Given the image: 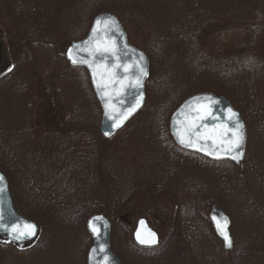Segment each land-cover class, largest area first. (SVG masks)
I'll return each instance as SVG.
<instances>
[{
  "label": "rangeland",
  "instance_id": "obj_1",
  "mask_svg": "<svg viewBox=\"0 0 264 264\" xmlns=\"http://www.w3.org/2000/svg\"><path fill=\"white\" fill-rule=\"evenodd\" d=\"M40 1L42 6L47 5L51 8H55L54 5L66 6L62 10L64 16L72 18L80 15L83 19L91 16L93 10H103L102 8L105 7L115 8L129 16L133 15L137 7H140V10L145 8L149 10L148 3L141 0H80L79 13L74 5H69V0H54V2L0 0V43L2 45L0 72L12 67V51L16 50V36L18 32L21 34L27 30L28 20L23 9L33 7ZM195 1H199L198 8L201 16L198 17L202 21L200 23H203L205 28L207 27L205 30L209 28L202 38L197 57L189 56L190 58L179 59L180 57L173 53L171 58L175 62H172L170 57H165L162 50L158 49L149 37H135L136 40L133 41V44L139 47L144 42L152 45L149 51L151 60H149L148 78L151 86L145 87V103L149 104L146 111L149 112L150 104L164 98L162 101L171 103L168 105L169 111L167 112L170 117L181 102L189 97L188 95L207 92L222 96L240 113L248 132L245 148L248 160L245 162V167L249 162L256 164L258 156H264L262 154L264 148L256 136L258 130L261 137L264 134V29L256 28V31L249 29L245 32V29H239L237 31L235 21L246 18V15H249L253 22L259 21L261 17L264 21L263 0H242L236 4L229 1L225 4L222 0H192L191 2ZM61 21L60 23L55 19L53 21L55 23L48 22L50 30L51 28L56 29L58 33H61V28H65L63 17ZM213 28L214 33L210 35ZM245 35V39L249 41L246 43L252 46V51L248 56L251 57L252 66L242 73L243 70L240 68L243 65L246 68V62L245 60L239 64L236 62L237 56L235 55L238 52L236 42L237 39L241 41ZM68 45L39 48L32 54L27 53L24 62L31 66H25L26 68L20 74L24 83L15 85L13 89H0V130L4 132V135H0V172L8 180L15 210L25 219L35 222L39 226V235L42 236V239L35 244L36 249L29 253L16 256L11 249L2 248L3 252H0V256L4 254L6 264H86V254L92 241L86 235L85 224L92 216L88 215L92 206L90 207L88 202L78 206L75 200L86 198L85 193H81L82 189L67 187V183L81 182L83 179H64L65 175L59 173L58 169L62 166V157H66L71 171L79 168L84 170L86 167V173L94 174L96 167L93 158L84 160L85 165H82V158H78L77 154L80 152L79 147L74 143V139L76 140L80 134L86 136V141H88L89 136L91 137L90 131L85 130L87 129L85 127L79 130L76 124L70 123L71 118H76L75 121L79 120L80 125H85V123H90L91 119L93 120V116L86 111L75 115L72 112L73 107L66 109L65 104L73 101V90L68 91L73 81L60 82L58 79V76L66 74L68 69V63L63 56ZM203 56L205 60L211 58V63L204 62V67L212 64V72H208L209 75L201 74L197 76L198 80L192 79L190 82L186 76H190L194 69L200 68V63L195 65V59L201 61ZM177 61L178 64H176ZM164 72L166 77L159 81ZM178 72H183L182 82L176 81L174 77V73L177 77L179 76ZM241 73L243 76L246 75L242 78L245 86L254 87L251 97L262 106V110L254 108L252 100L248 104L249 101L236 88L240 84ZM153 80L159 82L154 85ZM21 86H23L20 92L21 97L13 96L12 91H15L17 87L20 90ZM100 116L101 113L98 127ZM146 116L148 117L147 124H155L163 118V116L160 117L159 112L152 113V110ZM35 119L44 125L43 129L46 127L47 129L41 131L42 136L30 137L28 131L33 130ZM144 120V118H137L135 124L144 125L146 123ZM70 125H75L74 127L79 130L75 135H65L66 137L57 135L62 129L69 130ZM129 128L127 124L122 130L126 132ZM50 129L57 133L50 132ZM138 131L129 130L126 133L132 138L137 135L133 138L134 142L140 141V144L137 142L131 147L135 150L132 152L135 154L133 160L127 158L124 148L126 144L125 146L114 144L112 139L109 142L110 146L119 145L116 147L119 152L106 149V153H115L119 156L117 162L119 171L116 174L112 173L117 178H113L114 176L112 177L103 169L107 193L115 200L132 199L135 203L133 207H140L137 211H127L128 213L124 214L119 221L109 219L111 222L110 248L114 255L121 264H227L231 255H233L231 260L233 262L235 259L234 246L237 245V250L242 252L251 244L253 236L260 235L262 228L244 219L238 207L240 205L237 200L240 197L232 193L237 183L236 179H250L249 174L245 171L238 178L235 177V169L225 162L213 165L203 163L183 153L175 156L173 151L175 149L157 144L154 141V135L147 133L139 135L142 130ZM23 133L28 134L26 140L18 136ZM249 133L254 138H250ZM119 136L116 135L114 141ZM132 143L131 141L130 144ZM12 144L15 147H12ZM69 144L72 145L65 148ZM18 149L21 150L22 155L16 153ZM97 153H99L98 150ZM144 156H147L146 161L143 160ZM259 163L264 164V159H259ZM12 164L16 170L22 167L23 172L12 170L10 167ZM24 177L28 179H23ZM85 180L97 183V179ZM120 181H123L121 182L124 185L122 188L115 186ZM131 183H134L132 186L135 187L132 188ZM235 192L237 193L238 190L235 189ZM245 192L247 193V190ZM194 195H196L195 198ZM204 195L214 202L205 210L201 206ZM172 197L176 198L177 205H170L172 203L168 199ZM155 199H159L156 209L154 206H148V208L157 214L153 220L147 218V221L158 232L160 244L156 251L148 253L146 250H139L133 244L132 235L136 221L142 217L137 214L142 211L141 208H144L141 206H146L148 200L154 201ZM217 199H220V202ZM228 199L231 200L229 206L234 210L233 216L229 215L233 243L230 253L225 254L221 243L213 237L211 230L204 223L203 217H207L212 205L216 204L222 208L221 202L227 203ZM200 200L202 202H199ZM232 203L237 206L232 207ZM114 204L115 202L112 203V207ZM225 213L228 214L226 211ZM83 217H85V223H81ZM188 218L198 225L185 226L184 221ZM253 252L250 256H245L247 258L244 264H264V247L259 253Z\"/></svg>",
  "mask_w": 264,
  "mask_h": 264
},
{
  "label": "trees",
  "instance_id": "obj_2",
  "mask_svg": "<svg viewBox=\"0 0 264 264\" xmlns=\"http://www.w3.org/2000/svg\"><path fill=\"white\" fill-rule=\"evenodd\" d=\"M46 1L54 2V0H46ZM141 1L148 3L149 6L147 7L149 8V10L146 8L144 10H140L141 8L137 7L133 15L131 16H129L128 14L124 15L115 8L105 7V8H102L103 10H98V9L93 10V13L91 14V16L87 17L86 19H83L80 15H75L74 17L71 18L68 16H64L63 15L64 12L62 13V10L66 6L54 5L55 8H51L50 6H47V5L42 6L41 1L38 2L36 5H34L33 7L31 6V7L23 9L24 15L26 16L28 20L27 30L21 34L18 32L16 36V39H17L16 40V50L12 51L13 52L12 67L7 68L0 75V89L1 88H12L13 89L15 88V85L18 86L21 83H24V81L20 77V74L26 68L25 66H31V65H27L28 63L24 62L25 61L24 57L25 55H27V53L32 54L34 50L39 49V48H56L60 46H65L67 44H70L71 42L79 41L83 39L84 36L86 35V32L88 31L90 27V24L93 18L97 16L98 14H101V12H107V13L114 15L119 20V22L122 24V27L124 28L127 34L128 41L135 47L143 50L147 54L149 60H151L149 57L150 56L149 51L152 45L149 44L148 42H144V44H142L140 47L133 44L134 39L136 40L137 37H141V38L149 37V39L153 41L155 46L158 49L162 50V53L165 55V57H170L172 62H175L171 58L173 53L174 55H177L178 57H180L179 59L184 58V57L190 58L189 56L197 57L196 54L198 53V49H200V45L202 44V38H204L205 33L208 32V29H209L208 28L207 30H205L207 27L205 28L203 23H200L202 21L198 17V16H201L200 10L198 8L199 1H195V2H191L192 0H141ZM228 1L236 4L238 2H241L242 0H222V2L225 4L226 2L228 3ZM69 3H70L69 4L70 6L74 5V8L79 13L78 3H80V0H69ZM263 5H264V0H263ZM246 16H247L246 18L243 17L244 19L242 18V19L235 21L237 31H239V29L241 30L245 29L244 32L249 29H253L255 31H256V28L260 30L264 29V21L262 17L261 19L259 18V21L256 20L255 22H253L249 15H246ZM62 17L65 20V22L63 23V25H65V28L64 29H62L63 27L61 28V33H58V30L56 29L51 28L50 30L48 22L51 24L55 23L53 21L56 19V20H59L61 23ZM31 18H33L32 21H31ZM58 26L59 25H57V27ZM213 30L214 28L212 29L210 35H213L214 33ZM245 38H246V35L244 36L243 39H241V41L237 39V42H236L237 43L236 50L238 51L237 55H235L237 56L236 62L238 64L241 63L243 60H245L246 62V68H245V65L241 66L240 68V70H243L242 73L245 70H247L249 66H252L251 57H248L249 52L252 51V46L246 43L249 41ZM195 60H196L195 65L200 63L201 69L198 67V69H196L197 71L194 69L192 71V74H190V76H186V78L190 80V82L192 81V79L194 81L198 80L196 78L197 76L201 74L209 75L210 73L208 72H212V69H211L212 64L204 67V62L211 63V58L210 59L208 58L205 60L203 56L201 61L197 59ZM176 64H178V61ZM253 67L255 69L256 65ZM242 73L240 75V84H238L236 88L238 89L240 93L244 95L245 99L249 101L247 102L248 104H250V101L252 100L253 101L252 103L254 104V108L258 110H262V106L258 105L256 101L254 100V98L251 97L253 93L252 88L254 87L248 86L249 87L248 88L247 86H245V82H243L242 78L243 77L245 78L246 75L243 76ZM178 74L179 76L177 77L176 73H174V77L176 81L182 82L183 72H178ZM165 77H166V74L164 72L163 74H161L159 81H162V79H164ZM58 79L60 82H66L70 80L73 81L68 87V91L70 89L73 90V93H74L72 97L73 101H68V103L66 104L64 103L66 105V109L69 110V108L72 109L73 107L72 112L75 115H80L82 112L86 111L89 114L91 113L93 116V120L91 119V122L85 123V125H80L81 122H79V120L75 121L76 118H71L70 119L71 121L70 120H66V121H70V123L73 122L74 124H76L77 125L76 127L79 130L85 127L87 128L85 130L90 131L91 137L89 136L88 141H86L87 140L86 136H82L80 134V136L77 137L76 140L74 139V143H76L75 146L79 147L78 151L80 152H78L77 154H78V158L79 157L82 158L81 160V163H83L82 165H85L84 160L86 159L90 160L93 158L95 160V164L93 163L94 166H96L94 168V171H95L94 174L92 172L86 173V170H87L86 167H84L85 168L84 170L79 168L76 171H71L68 166L66 157H62V166L58 167L60 171L59 173H62L63 175H65L64 179H72V180L73 179L75 180L83 179V181L81 182L67 183V187L71 189H76V188L82 189L81 193L84 192L86 195V198L84 197L77 198L75 202L78 203V206H81V204L84 205L85 203L88 202L90 204V207L92 206L91 212L88 215L91 216L94 214H103L109 219L110 218L113 220L117 219L116 221H119L120 218H122L124 214L128 213L127 211L129 210L137 211L140 208V207L138 208L133 207L135 206V203L132 202V199L131 200L123 199L122 201L115 200L114 197H112L109 193H107L106 182L104 181L105 178L103 177V169H105V171L108 172L112 177L114 176L112 173L116 174L119 171L118 163H117L119 156L115 155V153L108 154L106 153L107 150L111 149V150H116L119 152V150H117L116 147L119 145L125 146L126 144L124 148L126 150L125 152L127 153V158L129 160L134 159L135 154L132 152H135V150L134 148H131V147L134 146L133 145L134 143L138 142L140 144V141H138L137 139H136L137 142L133 141V138H136L137 135H134L133 138L132 136L126 135V133L129 130H132V131L139 130L138 132L142 130V133H140L139 135L143 133L154 135L155 136L154 141L157 144H161L163 146L167 145L171 149H175L176 151L173 150L174 153L176 154L175 156H180L179 153H183L191 157H194L203 163H208V164H213V165L222 164V162L210 161L208 159L200 157L199 155L182 151L176 147V145L173 143L168 133L169 114L167 112L169 111L168 105H170L171 103L168 104L166 101H162V99L164 98H162L159 102L153 103L152 105L150 104V107H149L150 110H152V113L159 112L160 117L163 116V118L161 120H158L157 123L147 124L146 120L148 117L146 115L150 113V110L149 112L146 111L149 104L145 103V106L141 110V112L128 124V127L130 128L127 129L126 132L124 130H121L116 134V135H120L119 138L116 139V141H114L116 135L110 139H104L98 131V122H99L98 120H99V115H100V109L92 93L86 71L82 68L71 67L68 65L66 74L63 73L62 75H59ZM159 81L153 80L154 85L158 83ZM149 86L151 85L149 84V81H148L146 84V88ZM17 88L15 91H12L13 96L19 95V97H21L20 92L22 91L23 86H21L20 90ZM21 99L22 98H20V100ZM137 118H144L145 119L144 121L146 123L144 125H141L140 123L136 122L138 123V125H136L135 120ZM33 126H34L33 130L31 129L28 131L30 137H37L38 135L42 136L41 133L43 132L41 131L42 130L45 131L47 129V127L43 129L44 125H42L36 119L34 120ZM74 126L70 125L69 130L62 129L58 133L55 132V130L53 129H50L49 131L53 133H57V135L60 134L62 136L70 135V134L75 135L76 132L79 130H77L76 127ZM34 129H35V132H34ZM258 132L260 131L259 130L257 131L256 136L258 137V140L261 142L262 148H264V134L261 137L260 136L261 133H258ZM0 135H4V132L1 130H0ZM27 135L28 134L23 133L18 136L26 140ZM250 138H254V137L251 136L250 134ZM112 139H113L114 144H119V145L110 146L109 142L112 141ZM131 141L133 142L132 144H130ZM10 145H11V142H10ZM71 145L72 144H69L65 148L67 147L69 148ZM80 145L82 147H80ZM13 146L14 145L12 144V147ZM97 150L99 151V153H97ZM11 151L13 153V150ZM16 153H18L19 155L23 154L20 149H18ZM262 154L264 155V153ZM146 159H147V156H144L143 160L146 161ZM259 159L263 160L264 156L263 157L258 156V162H255L256 164L249 162V164L247 163L245 167V162L246 160H248V154L245 153L243 161L238 166L232 163H229L227 161L225 162L229 165V167L235 169V173H236L235 177L242 176L241 173L245 171L249 174L250 179H236L237 183L234 185L235 188H233L234 192L232 193H234L235 196L240 197L239 200H237L238 204L240 205L238 207L240 208L242 214L244 215V219L253 222L255 226H259V227L262 226L260 235L253 236L251 239L252 240L251 244L247 246L242 252L237 250V245L234 246L235 247L234 249L235 259L233 262H231L233 258V255H231L230 259L227 261V264H244L245 258H247L245 256L247 255L250 256V254L253 251H254L253 253H259L260 250L264 247V167H263L264 164L259 163ZM10 167L12 170L14 171L16 170L13 164L10 165ZM23 169L25 170L24 167ZM6 171H7V166H6ZM16 171L23 172L22 167H20ZM113 178H117V177L114 176ZM23 179H28V178L24 177ZM85 179H97L96 180L97 183L94 184V181L88 182ZM121 182L123 181H120L118 185H115V186L122 188L124 185ZM133 184L134 183H131V186ZM133 187L135 186H132V188ZM235 189L238 190L237 193L235 192ZM245 190H247V193L245 192ZM230 191L232 190L230 189ZM195 197L196 195H194V198ZM174 198L175 197L168 199L172 203L170 205L178 204L176 201V198L175 199ZM191 198L193 199V197ZM196 200L197 199H195V201ZM148 201L149 202L146 206H141V207H144L140 209L142 210L141 212H138V213L135 212V213L139 214V216L145 217L146 219L148 218L150 220H153L154 216L157 213H155L151 208H148V206H154V209H156L155 207L159 205V199H155L154 201H150V200ZM212 201H213L212 199L207 198L206 195H204L203 204L201 205L203 206L202 209L203 210L207 209L211 203H214ZM114 202H115L114 207H112L113 206L112 203ZM199 202H202V200H200ZM221 204H222V208L228 213V215H230V217H232L234 214V210H232L231 206H229L231 205V200L228 199L227 203L221 202ZM233 206H237V205L232 203V207ZM82 219L83 221L81 220L82 221L81 223H85V217H83ZM203 220H204V223L209 227V230H211L207 217H203ZM195 222L197 221L195 220ZM199 222H201V220ZM193 224H195L196 226L198 225V223H193L192 220L189 218L184 221L185 226L193 225ZM184 225H181V226H184ZM86 235L87 237H89L87 233ZM41 237L42 236L40 234L38 238L36 239L35 243H33L31 246H29L27 249L23 251H17L11 246L6 245L2 241H0V252H3L2 248L3 249L7 248V249H11L13 254L16 256L22 255L24 253H29L32 250L36 249L34 248L35 244L37 241H40V239H42ZM223 253L228 254L230 253V251L227 253L226 252H223ZM3 255L0 256V264H6V261Z\"/></svg>",
  "mask_w": 264,
  "mask_h": 264
},
{
  "label": "water",
  "instance_id": "obj_3",
  "mask_svg": "<svg viewBox=\"0 0 264 264\" xmlns=\"http://www.w3.org/2000/svg\"><path fill=\"white\" fill-rule=\"evenodd\" d=\"M98 18H111V20L115 21L114 27L116 31L111 33V38L104 35L105 28L103 26H101L99 36L101 42L107 44L110 52L114 48L119 49L120 60L117 61L112 55L106 54L107 59L104 63L99 65L94 64L93 68H89L87 63H80L79 60L81 57L89 61L93 59L90 52L95 49V43H91L85 47L83 42L89 40V37L93 35V27ZM74 45H80L81 48L76 49L73 47ZM1 46L0 43V60ZM70 49L72 50V58L78 61L75 64L69 58ZM141 56L143 59H140ZM64 58L71 67L82 68L88 75L91 90L100 108L101 116L98 130L104 139L113 137L143 109L146 98L145 84L149 77V59L144 51L129 44L124 28L114 15L101 13L95 16L86 36L79 41L71 42L67 46L64 51ZM118 63L122 67L117 68L116 64ZM137 65L143 66L146 72L145 75H140V68ZM93 71H95V77L93 76ZM137 77H139L138 84ZM194 97H211L212 100L218 101L219 103L213 104L204 101L201 104H197L193 102ZM228 108H231L232 112L237 114L239 122L243 125V144L240 149L236 150L242 153L238 160L232 159V154H226L223 151V149L229 147L227 139L224 140L223 144L220 143L224 130L231 125V121L228 119L231 115L227 111ZM209 112L211 114L208 115L207 119L200 118ZM117 124L119 125L118 127L116 126ZM193 125L196 126L194 132L199 133V138L194 134L191 139L198 141V147L206 143L211 146L206 151L215 150L218 155H209L206 154V151H198L196 148L184 147L180 144L178 136L176 135L177 130L179 129L180 133L184 134ZM168 132L177 147L184 151L201 155L211 161H229L235 165H239L244 158L247 140L245 123L240 113L222 96H217L213 93H199L186 98L170 115ZM231 135L232 133L229 131L227 136ZM208 137L210 139H205ZM0 176L4 177V180L0 182V188L3 189V191H0V240L21 251L27 248L37 238L39 226L35 222L25 219L15 210L8 180L2 172H0ZM96 217H100L101 219H94ZM225 220L227 221L226 228ZM90 222L92 223V227H90ZM208 222L213 235L221 242L223 251H229L232 247V238L230 235L231 220L229 216L220 206L215 204L209 209ZM25 223L36 225L35 235H31L28 238H16L20 232L27 231L22 227ZM17 225L20 227H15ZM93 227L97 229V232L92 230ZM85 229L92 241L86 254V264H121L110 248L111 222L106 216L97 214L89 217ZM138 233L140 239L144 240H151L153 238L151 234H154L155 243L141 244L137 238ZM225 233L231 241L230 247L226 246L224 239ZM132 237L134 243L139 247L155 248L159 245L158 234L150 228L144 218L136 221Z\"/></svg>",
  "mask_w": 264,
  "mask_h": 264
},
{
  "label": "snow or ice",
  "instance_id": "obj_4",
  "mask_svg": "<svg viewBox=\"0 0 264 264\" xmlns=\"http://www.w3.org/2000/svg\"><path fill=\"white\" fill-rule=\"evenodd\" d=\"M114 25H115V21L111 20V18H98L97 19L96 24L93 27V35L89 37V40H86L83 42L85 47L89 46L91 43H95V45H96L95 49L90 52V55L93 57V59H92V61H89L86 58L81 57L79 60L80 63H87L89 68H93L94 64L99 65V64L104 63L106 61V59H107L106 54L112 55L117 61L120 60L119 49L114 48L110 52L107 44L102 43L100 40V36H99V31L101 29V26H103L105 28L104 35L111 38V33L116 31ZM93 37H95V39H93ZM73 47L76 49L81 48L80 45H74ZM71 51L72 50L70 49L69 50V58L72 59V62L75 64L78 61L76 59L72 58ZM140 59H143V57L141 56ZM116 67L119 68V67H122V65L118 63V64H116ZM137 67L140 68V75L146 74L142 65H137ZM125 70H127V69H125ZM93 76L95 77V71H93ZM138 83H139V77H137V84ZM204 101H208V102H211L213 104L219 103L218 101L212 100L211 97H204V98L194 97L193 98V102H195L197 104H201ZM227 111L231 114L228 117V119L231 121V125L224 130V134L221 137L220 143L223 144L224 140L227 139L229 147H227L226 149H223V151L226 154H232L231 155L232 159L238 160L240 155H242V153L238 152L236 150L240 149L241 145L243 144V139H244L243 132H242L243 125L239 122L237 114L232 112L231 108H228ZM210 114L211 113L209 112L207 115L200 117V118L201 119H207L208 115H210ZM116 126L118 127L119 125L117 124ZM195 127L196 126L193 125V127L191 129H187L184 134H181L180 130L178 129L176 135L178 136L179 142L184 147L196 148V150H198V151H206L211 146H209L205 143L204 145H201L198 147L197 146L198 141H193L191 139L192 135H194V134L199 138V133L194 132ZM229 131H231V133H232L231 136H227V133ZM205 139H210V137L205 138ZM206 154L218 155V153L215 150L206 151ZM3 180H4V177L0 176V182H2ZM0 191H3V189L0 188ZM94 219L100 220L101 218L96 217ZM141 223H143V222H141ZM226 226H227V221L225 220V228H226ZM15 227H20V226L17 225ZM22 227L27 231L20 232L16 238H28L31 235H35L36 225L25 223ZM90 227H92L91 222H90ZM218 227H219V225H218ZM92 230L94 232H97V229L94 227ZM151 235L153 236V238L151 240L140 239L139 233L137 234V238L140 240L141 244H145V243L154 244L155 243L154 234H151ZM224 239H225L226 246L230 247L231 241H230V239L226 233L224 235ZM101 251H103V249H101Z\"/></svg>",
  "mask_w": 264,
  "mask_h": 264
},
{
  "label": "flooded vegetation",
  "instance_id": "obj_5",
  "mask_svg": "<svg viewBox=\"0 0 264 264\" xmlns=\"http://www.w3.org/2000/svg\"><path fill=\"white\" fill-rule=\"evenodd\" d=\"M158 249V247L157 248H155V249H146V248H139V250H146L148 253L149 252H151V251H153V250H157ZM147 254V253H146Z\"/></svg>",
  "mask_w": 264,
  "mask_h": 264
}]
</instances>
